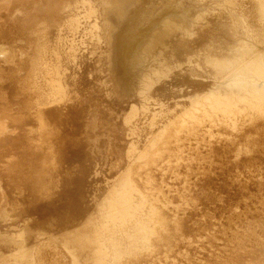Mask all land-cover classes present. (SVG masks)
Here are the masks:
<instances>
[{
    "label": "rangeland",
    "instance_id": "rangeland-1",
    "mask_svg": "<svg viewBox=\"0 0 264 264\" xmlns=\"http://www.w3.org/2000/svg\"><path fill=\"white\" fill-rule=\"evenodd\" d=\"M226 1L0 0V264H264V114L191 99L237 79L209 47L257 33V1Z\"/></svg>",
    "mask_w": 264,
    "mask_h": 264
},
{
    "label": "bare ground",
    "instance_id": "bare-ground-1",
    "mask_svg": "<svg viewBox=\"0 0 264 264\" xmlns=\"http://www.w3.org/2000/svg\"><path fill=\"white\" fill-rule=\"evenodd\" d=\"M227 1L228 4L234 3L233 0ZM227 1L225 2L226 4ZM256 1L258 14H255L254 18L258 22V27L256 29L257 33L249 34L248 37L251 38L241 37V40L236 45V47H234V49H232V51L228 54L221 52L217 54L215 53L216 51L214 48L209 47L208 52L204 57L205 62L216 70L215 77H219L222 80V78H229L236 75L237 79L229 84V93L221 94L217 92L216 94L210 91L204 92L203 94H197L195 97H192L191 99L193 103H191L194 105L196 110H200L202 108L207 111V113L209 110L221 112L224 115H227V117H231L232 115L235 116L234 114H239L248 109L256 110L259 113L264 114V0ZM169 16L178 15L175 13H170V15L166 17ZM164 20L161 22H163L162 25H164L165 28H170L172 25H178L176 21H172L170 18H167L166 21ZM240 25L246 28L250 27L249 16L247 14H240L237 18L232 17L233 28L235 29ZM92 26L94 29L99 28L96 23ZM156 28L157 27L155 26L154 29H152L154 30L153 34L150 32L152 35L150 34L151 36L149 37V43L142 49V52L150 53V48L153 43H155V40L159 34ZM139 49L141 48L139 47ZM138 52L139 50H136L133 53L130 65L136 64L137 61L141 60L140 57L142 58V56L141 54H138ZM189 61L191 62V60ZM171 70L172 67L167 65L164 67L163 65V69L156 73L155 81L160 80L164 76L167 77V73H169ZM152 82V78L147 76L142 80V86L144 85L145 87L151 85ZM198 104L202 105L203 107H199ZM240 104H243V106H240ZM134 190L135 188L132 185L130 178L127 176L125 179L123 178L121 180V187L119 189L116 188L114 190V196L108 200V208L110 209L106 211V215L112 220L114 224H117L119 219H121L122 222L126 221V217L132 216L133 212L136 210L137 207L135 206L132 197ZM96 252L98 258H101L103 255H105L106 251L103 249V245L100 244V242ZM98 262L101 263L99 260Z\"/></svg>",
    "mask_w": 264,
    "mask_h": 264
}]
</instances>
